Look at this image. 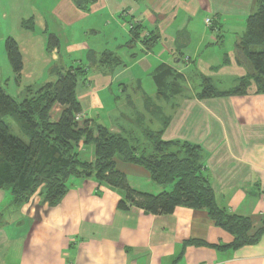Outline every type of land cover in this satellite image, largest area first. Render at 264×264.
Masks as SVG:
<instances>
[{
    "label": "crops",
    "instance_id": "1",
    "mask_svg": "<svg viewBox=\"0 0 264 264\" xmlns=\"http://www.w3.org/2000/svg\"><path fill=\"white\" fill-rule=\"evenodd\" d=\"M258 1L0 0V55L8 61L5 42L11 38L22 58L19 79L10 67L0 85L21 100L27 87L54 81L50 67L82 66L86 75L76 87L81 123L102 126L139 151L149 152L123 136L131 138L134 125L146 142L150 132L198 146L216 205L248 218L253 232L264 221V94H256L253 84L241 96L200 93L203 79L223 93L247 75L236 45ZM49 35L58 46L48 52ZM105 53L110 56L102 62ZM162 68L176 79L168 78L165 89L154 78ZM189 76L200 79L198 91L182 84ZM147 78L153 88L144 84ZM214 80L231 87L218 89ZM109 94L119 105L110 107ZM63 109L54 105L50 120L57 122ZM86 146L79 144V158L93 163L94 148ZM115 166L136 191L169 190L153 188L140 166L120 160ZM67 187L54 206L37 196L17 206L0 189V264H264V235L253 245L229 248L232 236L204 210L124 211L118 207L124 192L93 177L71 178Z\"/></svg>",
    "mask_w": 264,
    "mask_h": 264
},
{
    "label": "trees",
    "instance_id": "2",
    "mask_svg": "<svg viewBox=\"0 0 264 264\" xmlns=\"http://www.w3.org/2000/svg\"><path fill=\"white\" fill-rule=\"evenodd\" d=\"M131 30L134 37L139 35L137 26ZM57 46V39L49 35L46 51ZM5 49L17 80L22 70L19 48L8 38ZM236 51L248 64L247 75L223 93L216 92L209 80L203 79L200 98L241 96L250 84L255 86L256 94H264V0L258 1L255 12L247 18L245 33ZM91 56L89 54V58ZM107 56L110 54H103L101 61ZM85 73L79 65L52 66L48 74L54 81L38 88L27 87L21 100L8 95L0 85V189L10 193L14 204H25L37 193L42 204L54 206L66 194L71 178L93 177L124 192V198L118 203L121 210L135 207L152 215H169L176 207L204 210L216 227L232 236L233 241L227 247L238 249L257 243L264 235V221L252 232L248 218L229 214L216 205L198 146L162 141L160 133L147 132L144 136L151 150L139 151L127 139L111 134L102 126L75 121L77 115L82 117L76 87ZM154 78L164 89L170 86L166 83L168 78L176 80L172 72L164 68L156 72ZM160 93L166 94L163 90ZM54 105L64 108L57 122L49 117ZM7 118L16 125L18 135L12 134L10 124L5 121ZM81 143L93 146V163L80 160L78 146ZM115 160L144 168L152 183L170 189L158 194L132 189L126 177L116 169Z\"/></svg>",
    "mask_w": 264,
    "mask_h": 264
},
{
    "label": "rangeland",
    "instance_id": "3",
    "mask_svg": "<svg viewBox=\"0 0 264 264\" xmlns=\"http://www.w3.org/2000/svg\"><path fill=\"white\" fill-rule=\"evenodd\" d=\"M228 36V35H227ZM10 62H9V60L7 61V59H6V57L4 56V55H0V80L1 79H5L6 78V75L8 74V72H9V70H10ZM199 83H200V79L199 78H197V77H195V76H189L188 77V80L187 81H184V82H182V84L184 85V87H187V85L189 86V87H193V88H191V89H194L195 91H198V89H199V87H198V85H199ZM212 83H213V85H215V87L216 88H218V89H226V88H229V87H231V85H228L227 83H225V82H216L215 80L214 81H212ZM144 84L146 85V87H152L153 88V85H152V83H151V81H150V79L148 80V78H147V80L146 81H144ZM3 87V86H2ZM4 88V87H3ZM190 89V90H191ZM189 90V89H188ZM187 94H190V93H186V95ZM118 96L119 97V94H114V96ZM15 98H19V97H15ZM109 99H110V107L112 108L114 105L116 106V104L118 103V100H116V99H113V95H111V94H109ZM117 105H119V103L117 104ZM98 114L100 113V120H103V113L102 112H97ZM6 123H8V124H10V127H11V132H12V134L13 135H18L19 133H18V129H17V127H16V125L13 123V121L10 119V118H7L6 120ZM103 123L106 125V126H108V125H110L109 124V122H107L106 120H103ZM108 124V125H107ZM109 127V126H108ZM127 129V128H126ZM131 129H132V132H131V138H129V136H127V135H123V136H125L126 138H128V139H138V142L141 144V147H146L147 148V150L148 151H150L151 149H150V144H149V142H146V141H143L144 139H139V138H142V137H140V135L139 134H137V126H135L134 125V127H131ZM132 140H130L131 142H132ZM134 141V140H133ZM135 142V141H134ZM133 143V142H132ZM86 147H88V148H86L87 150L88 149H91L92 148V146L91 145H87ZM88 154L89 153H85V154H83V158L84 159H87V157H89L88 156ZM152 187L154 188H157V185H155L154 183H153V185H152ZM162 188V187H161ZM165 189H170V187L169 186H166V187H164ZM8 194H10L9 192H8ZM34 196H39L37 193L36 194H34Z\"/></svg>",
    "mask_w": 264,
    "mask_h": 264
},
{
    "label": "built area",
    "instance_id": "4",
    "mask_svg": "<svg viewBox=\"0 0 264 264\" xmlns=\"http://www.w3.org/2000/svg\"><path fill=\"white\" fill-rule=\"evenodd\" d=\"M205 23H206L207 25H210V20H209V19H206V20H205ZM81 120H82V117H81V116L77 115V116L75 117V121L80 122Z\"/></svg>",
    "mask_w": 264,
    "mask_h": 264
}]
</instances>
